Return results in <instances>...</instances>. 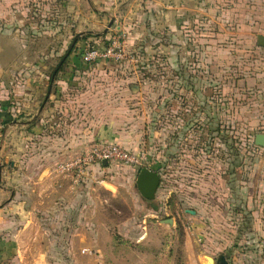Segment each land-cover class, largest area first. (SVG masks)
Masks as SVG:
<instances>
[{"label": "rangeland", "instance_id": "374dc122", "mask_svg": "<svg viewBox=\"0 0 264 264\" xmlns=\"http://www.w3.org/2000/svg\"><path fill=\"white\" fill-rule=\"evenodd\" d=\"M25 3L27 16L0 19L26 26L21 64L13 69L44 70L50 78L82 33L76 51L84 70L96 75L80 88H91L96 105L116 107L117 141L141 160L96 165L100 173L87 180L94 189L84 197L91 221L98 216L101 224L33 221L11 205L13 144L12 135L6 137L14 126L2 140L4 127L19 118L6 122L0 115V167L6 172L0 248L25 254L3 256L4 264H78L81 258L83 264H219L221 255L226 264H264V235L244 206L249 174L264 152L255 145V135L264 133V47L256 35L264 32V0ZM89 47L112 48L114 55L87 63ZM18 71L4 72L8 85ZM0 103L1 114H12L10 99L0 97ZM143 167L161 176L154 199L137 187ZM89 226L100 230L97 238ZM70 227L82 228L83 236L62 239ZM65 247L72 252L64 255Z\"/></svg>", "mask_w": 264, "mask_h": 264}, {"label": "crops", "instance_id": "0c3cea01", "mask_svg": "<svg viewBox=\"0 0 264 264\" xmlns=\"http://www.w3.org/2000/svg\"><path fill=\"white\" fill-rule=\"evenodd\" d=\"M72 1L75 7H81L84 2V0ZM25 2L28 0H0V19L4 16L13 18L19 14H22L21 17L27 16L28 13H25V10L28 7ZM9 4L12 6L8 7ZM60 6L66 8V3ZM75 14L80 16L81 10L77 8ZM1 21L0 97L10 99L12 115L18 116L19 119L16 120L23 122L13 125L14 127L8 131L6 137L8 140L11 134L13 144L10 160L13 186L12 208H16L15 211L19 214L25 212L24 216L27 215L37 222L43 218L44 223L50 221L52 224L95 225L96 222L101 224L98 216L97 220L91 221L93 217L88 216L90 204L84 197L92 193L94 189L87 180L92 181L96 177L99 172L96 166L91 167L84 179L77 181L73 172L66 173L59 170L58 164L82 155L95 141L118 142L119 137L116 133L119 120L116 107L105 102L101 103V106L96 105L95 101L99 100L94 97L91 88H80L83 86L82 81L95 76L96 73L85 70L82 72L83 69L76 68L77 57L74 54L69 58L68 68L62 71L53 83L52 93L43 110L39 112L51 78L44 70L35 72V69L28 68L21 70L20 73L18 67L13 69L21 64L17 59H19L20 49L23 48L21 33L26 26H23L19 20L17 22L13 20L11 25H4L3 20ZM258 34H264V32H258L256 35ZM10 57L12 60L8 59ZM26 64L30 62L27 61ZM10 71L19 73L11 77V85H8L5 82L7 75L5 74L6 78H4V72L11 73ZM47 85L48 88H46ZM261 149L264 150V147ZM260 153L263 156L249 174V182L246 186L248 196L244 206L253 210L255 224L258 225L260 234L264 235V152ZM5 173V169L0 167V182ZM0 226L2 228V225ZM89 228L87 232L91 231L93 237L97 235L95 237L97 238L100 230L90 226ZM83 231L79 227H70L69 231H63L62 239L71 240L78 235L81 237ZM21 234L19 233L18 236L20 237ZM3 239L4 237L0 234V244ZM9 239L15 241V238ZM72 249L65 247L62 252L68 255ZM50 252L51 249L49 252L46 250L45 254ZM20 254L25 255L19 249L0 248V261L4 264L1 257L13 256L17 259ZM78 264H83L82 258Z\"/></svg>", "mask_w": 264, "mask_h": 264}, {"label": "built area", "instance_id": "2783aa9c", "mask_svg": "<svg viewBox=\"0 0 264 264\" xmlns=\"http://www.w3.org/2000/svg\"><path fill=\"white\" fill-rule=\"evenodd\" d=\"M113 55L112 48L99 49L97 47H89L83 53V60L87 63H94L100 59L109 58ZM2 110L3 108L0 103V114ZM104 160H107V166L103 165ZM140 160L141 157H139L137 153H133L118 142L98 140L91 143L82 155L65 163L60 162L58 168L66 173L73 172L75 179L81 181L88 175V172L93 166L98 165L105 169L117 164L132 166L138 164ZM261 246L264 251V237L261 239Z\"/></svg>", "mask_w": 264, "mask_h": 264}, {"label": "water", "instance_id": "95a60500", "mask_svg": "<svg viewBox=\"0 0 264 264\" xmlns=\"http://www.w3.org/2000/svg\"><path fill=\"white\" fill-rule=\"evenodd\" d=\"M112 23H110L111 25ZM82 35V33H78L72 43L70 44L69 48L67 49L66 53L63 55L61 61L58 63L56 69L54 70L52 77H51V82L46 94V97L43 101V104L40 107V111L41 112L44 108L45 103L47 102V99L50 97L51 92H52V87H53V83H54V79H55V75L57 73V71L59 70V68L61 67V65L63 64V62L67 59V57L70 55L71 51L73 50L76 42L78 41V38ZM257 44L259 46L264 47V34H258L257 35ZM23 122H20L18 120H13L10 123H8L5 127H4V133L2 135V140L5 139V132L6 130L13 125H17V124H22ZM255 144L261 147H264V133H257L255 135ZM103 165L107 166L108 162L107 160L103 161ZM161 182V176L158 172H156L155 170L149 168V167H143L140 172L139 175L137 177V187L140 191V193L148 199H154L156 196V192L157 189L160 185ZM210 262L212 263L213 261H215L214 258H209ZM217 262L219 264H226V258L224 255H221L218 259Z\"/></svg>", "mask_w": 264, "mask_h": 264}, {"label": "trees", "instance_id": "16d2710c", "mask_svg": "<svg viewBox=\"0 0 264 264\" xmlns=\"http://www.w3.org/2000/svg\"><path fill=\"white\" fill-rule=\"evenodd\" d=\"M81 39H82V37H81ZM79 41V40H78ZM77 41V42H78ZM77 42H76V44H75V46H74V48H73V50L71 51V53H70V55L67 57V59L63 62V64L61 65V67L59 68V70L57 71V73H56V75H55V79H54V82H55V80L56 79H58V75L64 70V68H65V65H66V63L68 64V62H69V58L72 56V55H74L75 54V56L77 57L76 58V62H75V65H76V68H80V69H86V64H84L81 60V57H80V54H78L77 53ZM63 57V56H62ZM62 57H61V59H62ZM61 59H60V61H61ZM56 68H54V70H55ZM54 70H53V72H54ZM53 72L51 73V75H50V78L52 77V74H53ZM1 115V118H4V119H6V122H9L10 120H11V116H12V114H10V113H8V112H5V113H2V114H0ZM0 132H2V129H0Z\"/></svg>", "mask_w": 264, "mask_h": 264}]
</instances>
